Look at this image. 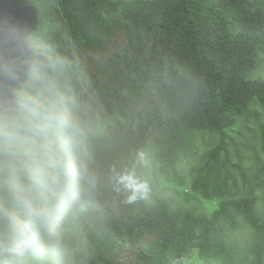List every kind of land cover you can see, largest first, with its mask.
Returning a JSON list of instances; mask_svg holds the SVG:
<instances>
[{
  "label": "trees",
  "instance_id": "1",
  "mask_svg": "<svg viewBox=\"0 0 264 264\" xmlns=\"http://www.w3.org/2000/svg\"><path fill=\"white\" fill-rule=\"evenodd\" d=\"M29 1V43L71 62L99 126L85 264H264V0Z\"/></svg>",
  "mask_w": 264,
  "mask_h": 264
},
{
  "label": "clouds",
  "instance_id": "2",
  "mask_svg": "<svg viewBox=\"0 0 264 264\" xmlns=\"http://www.w3.org/2000/svg\"><path fill=\"white\" fill-rule=\"evenodd\" d=\"M70 67L0 23V264H85L99 126ZM112 180L128 202L147 195L133 172Z\"/></svg>",
  "mask_w": 264,
  "mask_h": 264
},
{
  "label": "water",
  "instance_id": "3",
  "mask_svg": "<svg viewBox=\"0 0 264 264\" xmlns=\"http://www.w3.org/2000/svg\"><path fill=\"white\" fill-rule=\"evenodd\" d=\"M10 21L27 35L38 27V9L29 0H0V23Z\"/></svg>",
  "mask_w": 264,
  "mask_h": 264
},
{
  "label": "rangeland",
  "instance_id": "4",
  "mask_svg": "<svg viewBox=\"0 0 264 264\" xmlns=\"http://www.w3.org/2000/svg\"><path fill=\"white\" fill-rule=\"evenodd\" d=\"M200 145H201L200 146V150H201L200 153H202L203 151H205L209 148V144L206 140H201ZM152 162H153V166H154V168H155V170L159 176L160 183L162 185H168V186L176 187V188H179L180 190H183V191L189 190V184L191 183L192 178H193L189 169H186L184 172L187 185L184 187H178L174 178H172L171 176L165 175L163 173L162 164L159 161L154 159ZM192 164L193 165L201 164V154L192 160ZM204 204L210 210L217 206L216 202H211V201H204Z\"/></svg>",
  "mask_w": 264,
  "mask_h": 264
},
{
  "label": "crops",
  "instance_id": "5",
  "mask_svg": "<svg viewBox=\"0 0 264 264\" xmlns=\"http://www.w3.org/2000/svg\"><path fill=\"white\" fill-rule=\"evenodd\" d=\"M190 264H207L203 262L197 255H193Z\"/></svg>",
  "mask_w": 264,
  "mask_h": 264
}]
</instances>
